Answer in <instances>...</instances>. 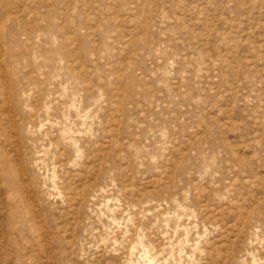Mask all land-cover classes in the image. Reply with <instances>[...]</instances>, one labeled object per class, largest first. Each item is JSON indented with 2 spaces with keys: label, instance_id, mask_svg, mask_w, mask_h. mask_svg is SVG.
Masks as SVG:
<instances>
[{
  "label": "rangeland",
  "instance_id": "obj_1",
  "mask_svg": "<svg viewBox=\"0 0 264 264\" xmlns=\"http://www.w3.org/2000/svg\"><path fill=\"white\" fill-rule=\"evenodd\" d=\"M0 264H264V0H0Z\"/></svg>",
  "mask_w": 264,
  "mask_h": 264
}]
</instances>
